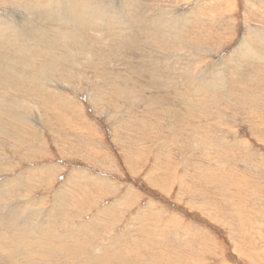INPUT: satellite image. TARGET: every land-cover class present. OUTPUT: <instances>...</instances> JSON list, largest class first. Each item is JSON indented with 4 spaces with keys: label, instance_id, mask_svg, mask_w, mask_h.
<instances>
[{
    "label": "rangeland",
    "instance_id": "374dc122",
    "mask_svg": "<svg viewBox=\"0 0 264 264\" xmlns=\"http://www.w3.org/2000/svg\"><path fill=\"white\" fill-rule=\"evenodd\" d=\"M79 1L0 0V264H264V0Z\"/></svg>",
    "mask_w": 264,
    "mask_h": 264
},
{
    "label": "bare ground",
    "instance_id": "6f19581e",
    "mask_svg": "<svg viewBox=\"0 0 264 264\" xmlns=\"http://www.w3.org/2000/svg\"><path fill=\"white\" fill-rule=\"evenodd\" d=\"M65 3H63V6H64V11H67V12H75V10L77 11L78 9H80L81 7V3L82 1H79V0H64ZM85 2V1H84ZM55 3V2H54ZM83 3V2H82ZM52 4H53V1H52ZM85 4V3H84ZM32 10L34 11L33 13H29V16L32 15V16H35V18L38 16H41L42 17V12L40 10H37L35 8L32 7ZM31 10V12H32ZM41 12V13H40ZM45 13V12H43ZM51 13V12H50ZM55 14V13H54ZM45 15V14H44ZM47 15V14H46ZM46 15L44 17H46ZM44 17L41 18L42 19H45ZM52 18V17H51ZM27 19V18H25ZM39 19V18H38ZM20 22V21H19ZM62 22V21H61ZM77 22V21H76ZM22 23V22H21ZM27 23V22H26ZM35 21H32L30 19H28V24H25L26 26L20 30L18 33L19 35L21 34L24 38H23V42H19L18 41V44H23L25 45L26 42H29L30 40H33V38H36V40H38L37 43H39L40 41H42V38L43 40L46 42V45H47V42L48 41H51V38L53 37V35H50L49 31H45V29L43 28H40L36 25H34ZM36 24V23H35ZM39 25V24H38ZM22 27V26H21ZM37 27V28H36ZM11 31V30H10ZM14 32V31H13ZM16 33V34H18ZM38 33V34H37ZM18 35V37H19ZM12 37L14 36L11 35ZM10 36V37H11ZM21 36V37H22ZM17 37V36H16ZM15 37V39H16ZM14 38V37H13ZM21 39V38H20ZM30 39V40H29ZM46 39V40H45ZM10 40V39H9ZM17 40V39H16ZM22 40V39H21ZM35 40V41H36ZM34 41V40H33ZM11 42V41H10ZM13 42V41H12ZM15 42V41H14ZM33 43V42H31ZM7 44V43H6ZM17 44V43H16ZM34 44V43H33ZM36 44V43H35ZM31 45V44H30ZM38 45V44H37ZM35 45V47L37 46ZM11 46V45H10ZM37 48V47H36ZM36 51V50H35ZM15 54V53H14ZM25 59V58H24ZM14 63H12V57H11V54L9 55L8 52H5V54H0V70L1 71H6V75L7 73L9 72H13L12 70V66H13ZM15 70V69H14ZM3 75V74H2ZM10 75V74H9ZM8 76V75H7ZM9 77V76H8ZM0 82H5L4 81V78L1 76L0 74ZM4 84V83H2ZM2 96V95H1ZM0 103L1 102V99H0ZM4 109V108H3ZM5 110V109H4Z\"/></svg>",
    "mask_w": 264,
    "mask_h": 264
}]
</instances>
